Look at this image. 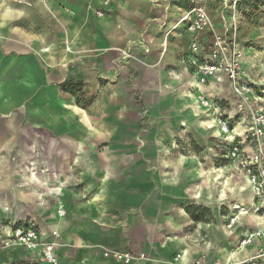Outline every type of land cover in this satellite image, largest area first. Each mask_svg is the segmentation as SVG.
I'll return each mask as SVG.
<instances>
[{
  "label": "crops",
  "instance_id": "obj_1",
  "mask_svg": "<svg viewBox=\"0 0 264 264\" xmlns=\"http://www.w3.org/2000/svg\"><path fill=\"white\" fill-rule=\"evenodd\" d=\"M187 1L112 0L106 16L97 19L86 9L95 5L94 0H0V161L7 160L11 166L15 161L24 171L38 170L47 182L45 190L64 193L39 228L46 240L56 244L54 252L60 264H125L117 255L126 253L146 257L135 264H170L158 256L157 246L164 240L166 250L181 255L173 264H204L208 260L189 253L185 232L189 222L178 212L169 221L159 216L147 219L145 188L124 187L128 171L115 167L111 150L99 152V145L112 138L108 130L105 138H98L97 122L62 98L67 81L82 78L74 77L75 66L84 67L86 62L90 82L102 78L103 90L112 93L116 87L109 79H123L125 64L139 65L137 56L144 54L140 39L156 54H144L141 62L153 61L160 67L166 64L168 44L179 41L173 62L186 71L184 57L192 37L184 25L167 37L166 33L179 22ZM221 9L219 0H210L208 12L217 28ZM242 30L241 26L240 37ZM122 51L129 57L122 56ZM211 83L219 87L217 94L227 89L223 82L208 85ZM11 166L9 175L13 176L17 168ZM17 174L21 175L18 170ZM18 177L25 180L27 173ZM60 207L63 215L58 213ZM151 222L157 223L158 231ZM250 226L245 218L238 231L230 234L222 227V234L233 237L237 247L238 238ZM5 240L3 236L0 239ZM7 245L18 250L24 264H42L37 254ZM252 252V248H236L231 258L241 262ZM3 257L1 251L0 263ZM216 263L220 262L206 264Z\"/></svg>",
  "mask_w": 264,
  "mask_h": 264
},
{
  "label": "rangeland",
  "instance_id": "obj_2",
  "mask_svg": "<svg viewBox=\"0 0 264 264\" xmlns=\"http://www.w3.org/2000/svg\"><path fill=\"white\" fill-rule=\"evenodd\" d=\"M177 4L175 6L179 7ZM238 21L243 28L241 41L247 42L243 53L245 67L254 82L253 95L260 97L253 107L264 113V0H240ZM140 40L141 46L145 42ZM177 43L168 44L166 64L161 67L153 61L148 65L141 62L144 54H153L150 50L137 56L139 65L125 64L123 79L116 76L109 79L116 87L112 93L103 90L102 78L90 82L87 62L83 63L84 67L76 65L74 77L82 78L68 80L62 98L81 108L88 120L97 122L98 138H105L108 130L107 135L112 138L106 141L107 144L99 145V152L111 150L115 167L128 171L126 183L125 179L122 181L127 184L124 187L131 189L141 185L145 188L147 219L151 221L159 216L169 221V217L176 218L178 212L189 222L185 232H188L187 243L192 256L208 259L204 264L212 261L240 264L231 258L237 248L236 241L222 234V227L233 204L238 201L242 205L250 203V188L225 159L230 142L220 135V131L216 135L212 127L200 123L207 116L215 119L213 115L204 110L193 115V107L188 105L185 94H191L196 103L197 91H200L219 103L221 115L237 134L243 133L248 110L239 108L240 102L227 85V89L219 94L215 83L197 85L184 68L173 62L179 52ZM11 162L13 166L8 165L7 160L0 161V171L4 173L0 175V188L5 189L0 190V227L16 221L33 223L39 229L40 223L47 219L45 214L64 197V193L45 190L47 182L42 180L38 170L24 171L15 166V161ZM10 166L17 168L13 176L9 175ZM17 170L21 175L27 173L25 180L18 177L21 175ZM153 224L149 225L158 231L157 223ZM1 241L0 252L4 257L0 264H24L18 250L1 244ZM164 242L157 246L158 256L173 264L180 254L166 250Z\"/></svg>",
  "mask_w": 264,
  "mask_h": 264
},
{
  "label": "built area",
  "instance_id": "obj_3",
  "mask_svg": "<svg viewBox=\"0 0 264 264\" xmlns=\"http://www.w3.org/2000/svg\"><path fill=\"white\" fill-rule=\"evenodd\" d=\"M111 2L112 0H94L95 5L89 4L86 9L92 11L95 18L102 19L110 9ZM209 2L210 0H188L182 17L166 33V37L179 25H184V30L192 37L184 57V65L190 77L202 86L212 81L225 83L240 102L239 108L248 110L243 133L237 134L221 115L219 103L197 91V105L213 115L220 135L230 142L225 159L231 169L247 182L251 193L248 205L233 204L224 228L230 234L235 233L243 226V220L248 219L251 226L238 238L237 249L244 251L252 248L253 252L239 263L264 264V113L260 108L253 107L258 104L260 97L253 95L254 82L244 64V46L239 35L238 21L240 0H219L222 7L220 28L212 22L208 12ZM141 48L143 52H149L144 44ZM121 53L122 56L129 57L127 52ZM58 213L64 214L62 209ZM0 231L6 239L1 244L12 243L37 254L42 264H60L54 252L55 244L46 240L33 223L9 221L1 225ZM180 258L181 255H177L174 262H179ZM117 259L125 264L147 260L143 255L135 257L127 253L117 255ZM195 264L201 263L198 261Z\"/></svg>",
  "mask_w": 264,
  "mask_h": 264
},
{
  "label": "bare ground",
  "instance_id": "obj_4",
  "mask_svg": "<svg viewBox=\"0 0 264 264\" xmlns=\"http://www.w3.org/2000/svg\"><path fill=\"white\" fill-rule=\"evenodd\" d=\"M194 83V82H193ZM199 85V84H197ZM193 86V85H192ZM199 86H202V85H199ZM212 86V85H211ZM189 87V86H187ZM190 88V87H189ZM187 99H188V105L189 106H192L193 109L191 110V113L193 115H199L201 114L199 111L202 112V110H200L201 108L195 103V100L193 99V96L191 94H185ZM188 109V108H187ZM198 117V116H197ZM215 119H212L210 118L209 116H207V118L205 120H203L202 122H200L202 125H207L209 127H212L213 128V133L218 135L219 134V129L214 125V121ZM238 125V124H237ZM215 126V127H214ZM228 185V183H227ZM244 187V186H243ZM249 188V187H248Z\"/></svg>",
  "mask_w": 264,
  "mask_h": 264
}]
</instances>
